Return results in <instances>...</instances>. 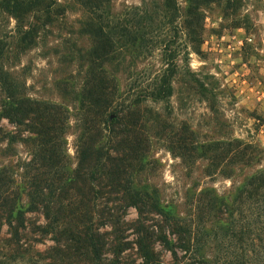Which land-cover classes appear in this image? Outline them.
I'll use <instances>...</instances> for the list:
<instances>
[{
  "label": "trees",
  "instance_id": "obj_1",
  "mask_svg": "<svg viewBox=\"0 0 264 264\" xmlns=\"http://www.w3.org/2000/svg\"><path fill=\"white\" fill-rule=\"evenodd\" d=\"M257 1L138 0L118 7L116 0H0V264H131L130 255L139 264H164L158 247L174 264H234L230 254L211 256L208 233L220 232L232 246L264 229V148L255 137L230 133L216 108L227 89L214 75L193 72L189 56L200 54L207 9L246 21V7ZM54 33L57 45L50 47ZM38 45L56 60L52 90L60 103L28 85L22 59ZM181 86L206 105L212 115L204 127L217 137L174 116L171 100ZM18 146L28 158L13 165ZM160 149L188 177L224 179L229 189L217 195L194 183L182 217L153 181ZM43 238L51 245L34 251ZM247 258L241 253L237 264Z\"/></svg>",
  "mask_w": 264,
  "mask_h": 264
},
{
  "label": "rangeland",
  "instance_id": "obj_2",
  "mask_svg": "<svg viewBox=\"0 0 264 264\" xmlns=\"http://www.w3.org/2000/svg\"><path fill=\"white\" fill-rule=\"evenodd\" d=\"M137 2L138 0H116V5L122 7L137 4ZM246 10V21H228L222 19L217 7L207 9L204 13L205 32L200 54L191 53L189 65L193 72L200 74V78L214 75L220 88L227 89L216 108L218 112H222L230 125V133L234 137L243 139L255 137L259 145L264 148V0L247 6ZM235 23H239V26H235ZM55 35L54 33L53 37L48 38V46L57 45ZM178 44L182 58L183 51L181 50L185 47L183 36L178 39ZM46 53L40 50V45H38L36 49L25 55L22 64L27 66L30 73L28 85L32 86L42 99L60 103L59 96L52 90V83L57 78L56 60ZM174 89L171 100L174 116H177L180 121L193 124V128L198 129L202 136L215 135L217 137V134H213L211 130L204 127L207 122L206 118L212 115L206 109V105L199 101L197 96H191L192 92L187 88L182 89L181 86V88L175 87ZM252 114L258 120L251 118ZM2 125L12 130L6 122H2ZM196 125L198 126L195 127ZM72 126L73 123L70 122V127ZM67 147L70 162L73 164L74 135L72 128L68 131ZM153 155L159 163L153 175V181L163 192L165 201L175 204L184 218L186 210L183 206V197L191 185L198 183L199 189L201 187L209 189L217 195L227 192L230 187L229 181L220 178H205L200 172L188 177L189 173L180 161L164 150H156ZM27 158L28 150L24 146H18L16 155L10 159V162L17 165ZM2 163L4 162L0 159V164ZM28 218L30 222L37 224L42 222L39 215H29ZM135 219V211L129 210L127 220L133 222ZM208 234L213 258L218 259L225 254H230L234 256L233 263L237 264V256L245 253L248 257L245 264H264V229L249 231L244 242L235 243L232 240V246L223 241L220 232L210 231ZM34 238L38 239L39 236ZM50 245L49 239L43 238L41 243L34 246V251L41 252ZM158 251L164 264H174L169 253L161 247H158ZM127 262L139 264L135 255H130Z\"/></svg>",
  "mask_w": 264,
  "mask_h": 264
}]
</instances>
